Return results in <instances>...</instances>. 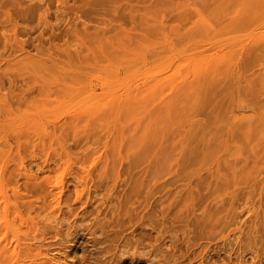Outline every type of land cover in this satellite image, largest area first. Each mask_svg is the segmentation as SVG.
Listing matches in <instances>:
<instances>
[{
    "label": "rangeland",
    "instance_id": "1",
    "mask_svg": "<svg viewBox=\"0 0 264 264\" xmlns=\"http://www.w3.org/2000/svg\"><path fill=\"white\" fill-rule=\"evenodd\" d=\"M21 1L46 11L28 19L29 35L18 34L32 43L24 59L0 68L12 90L0 89V117L9 111L0 155L12 148L16 157L26 120L27 173L40 167L64 193L51 215L32 197L29 216L43 238L27 239L32 254L19 263L162 264L146 245L159 237L180 264H264V0ZM2 21L0 13V43ZM39 32L42 43L34 41ZM22 97L27 107L16 119ZM76 189L82 200L73 202ZM114 226L122 235L114 237ZM147 228L149 240L139 234ZM11 244L9 232L0 240L4 255ZM125 250L152 256L122 260Z\"/></svg>",
    "mask_w": 264,
    "mask_h": 264
},
{
    "label": "bare ground",
    "instance_id": "2",
    "mask_svg": "<svg viewBox=\"0 0 264 264\" xmlns=\"http://www.w3.org/2000/svg\"><path fill=\"white\" fill-rule=\"evenodd\" d=\"M38 3V2H37ZM41 3V2H40ZM45 10L46 8H44L43 5H40V4H36V5H23L22 4V1L19 0V1H16L14 3V0H0V13H1V16L4 18V21L1 22V27L3 29V32H4V36L5 38L1 41V45H0V68L2 67V64H6L8 63L10 60L13 59V57L15 58H18V60H21V59H24V57H20L22 54H27L28 53V48L29 46H32V43L30 42L27 43V40H25L24 38L20 39L18 38L19 35H21V37H24V36H27L29 35V31L28 29L26 28V22L28 21V19H34V18H41V15L42 13H40V10ZM55 10V9H54ZM46 11V10H45ZM44 11V12H45ZM43 12V14H44ZM15 18L14 21H13V28L9 30V33L8 31L5 32V23H9L10 20L13 18ZM18 20L20 22H22L23 26L21 27V30H19L17 28V24H18ZM5 22V23H4ZM79 31L80 33H85L86 32V29H80V30H77ZM54 32V31H53ZM61 32V31H60ZM78 32V33H79ZM52 33V32H51ZM19 34V35H18ZM40 35H41V32L38 33V35L35 36L34 38V41H38L40 43H42V40L40 39ZM50 38V37H49ZM33 49L35 50V60L36 61H41L43 58H41V53H42V50H43V47L37 43L36 45H33ZM68 50H64L63 53L69 57V53L67 52ZM7 53V54H6ZM18 56V57H17ZM11 79V78H10ZM13 80H9L8 83H11ZM20 83V82H19ZM26 83L23 81L21 83V86L19 87L18 91H20V95L23 96L25 95V91H27V88H26ZM17 88V84H16V87ZM14 88V89H15ZM0 89L2 90H7L8 89V92L9 90L11 89L9 86L5 87L4 86V83H3V80L0 79ZM12 92V90H10ZM10 104V102H9ZM27 107L26 105V100L24 99V97H22L20 99V102H18V105H17V108H16V112H13L16 114V119L19 118V113L20 112H23V110ZM0 108H1V102H0ZM12 108V107H11ZM12 111V110H11ZM8 110L4 111L2 113V116L0 117V124L2 125V123L4 124V126H6L7 124L5 122L8 121ZM126 112V111H125ZM128 113V112H127ZM21 118V117H20ZM15 119V121H16ZM41 119V118H40ZM23 120V119H22ZM5 121V122H4ZM14 121V120H13ZM41 122V121H40ZM29 123V122H28ZM22 126H18L19 127V134H18V138H17V144H16V149H17V155L16 157L13 155H11V149H10V152L6 155H0V222H2V225L0 227V240L1 239H4V237H6V235L10 232V234L12 233L13 235V238H14V241H15V244L12 245L9 247V254H6L4 255L5 252H7L6 250V246H3L2 248L0 247V262L2 263L3 261H8L10 262V264H20L19 261L22 259H19L21 257L22 254H25L26 251H29L31 249V246L32 244H29V240L27 241V239H42L43 238V233H41L39 230H38V227L36 226V223L38 222L37 220H33V218H30L29 216V213L33 207L32 205V202L34 200H40L41 202L40 203H43V205L40 207V205L38 206L39 208H41V210H43L46 206V208L48 209L47 213L48 214H52L54 208H56L57 206H59V203H60V197L61 195L64 193V186L62 185H59L57 182L58 180H56V177L53 178L52 181H45L44 178L42 177V175H40V171H41V168L38 167L37 170L34 172V175L29 174L27 173L26 171V164H27V159H26V155L25 154V151H29L30 147L28 146V144H25L23 142L22 137H24L26 134H28V128L26 127L28 124L26 123V120H24L22 123ZM20 124V125H21ZM17 126V125H16ZM12 127V126H11ZM232 127V126H231ZM13 128V127H12ZM7 129V127H6ZM231 129V128H230ZM10 130V128L8 129ZM15 130V129H14ZM2 131V130H1ZM0 131V132H1ZM4 132L5 129H4ZM9 132V131H8ZM3 135V133H1ZM8 133H5V136L7 135ZM16 135V134H15ZM1 136V135H0ZM7 137V136H6ZM5 138V137H4ZM12 139V138H11ZM10 139V140H11ZM0 140H1V137H0ZM7 140V139H6ZM9 141V140H8ZM13 141V140H11ZM10 142V141H9ZM28 142V141H27ZM26 142V143H27ZM5 143V141H4ZM36 143V142H35ZM32 144L33 147H39L40 145L39 144ZM3 145V144H2ZM3 146H6L5 144ZM9 146V145H8ZM7 146V147H8ZM11 147V146H10ZM13 147V145H12ZM1 149V147H0ZM3 149V148H2ZM37 149V148H36ZM7 150V149H6ZM4 151V150H3ZM31 155V152L28 153V157ZM36 155V154H35ZM32 157V156H31ZM40 157V156H39ZM35 160V159H34ZM43 160V159H42ZM48 160V159H47ZM57 160V159H56ZM55 160V161H56ZM13 162V167H10L11 169H9L8 167V163L9 162ZM32 161V160H31ZM44 161H46L44 159ZM43 161V162H44ZM57 163V162H56ZM39 164V163H37ZM49 164V163H48ZM51 164V163H50ZM44 164H42V169L45 167H43ZM56 165V164H55ZM59 165V164H58ZM54 166V165H53ZM33 167V166H32ZM31 167V168H32ZM36 167V166H35ZM57 169V168H56ZM32 172V171H31ZM44 176V175H43ZM15 177H17L15 179ZM88 183V182H87ZM86 183V190H88V185ZM1 185H5L6 187H4V190L2 191V187ZM81 186V185H80ZM85 186V185H84ZM66 188V187H65ZM21 189V191H20ZM68 189V188H67ZM66 189V190H67ZM147 189V187H146ZM69 190V189H68ZM80 190H75V194H74V197H73V202H77V201H81L82 198H81V194H83L82 192H79ZM115 191V190H114ZM148 191V189L146 190ZM114 193V192H113ZM138 194V192H137ZM31 195V196H30ZM88 196V194H87ZM33 197V199H32ZM69 197V196H68ZM112 197V196H111ZM146 198V197H145ZM112 200V199H111ZM108 201V200H107ZM90 202V201H89ZM146 202V201H145ZM81 203V202H80ZM88 203V200L87 198H85L84 201H82V208L84 207H87V204ZM100 203V202H99ZM143 203V202H142ZM53 204V205H52ZM112 204V203H111ZM61 205V204H60ZM66 205V204H65ZM86 205V206H85ZM89 205V204H88ZM142 205V204H141ZM151 205V203H150ZM69 206H71V204H69ZM103 206V205H102ZM37 207V208H38ZM50 207L52 209H50ZM60 207V206H59ZM113 207V206H112ZM150 208V206H148ZM159 207V206H158ZM197 207V206H196ZM195 207V208H196ZM36 208V209H37ZM97 208V207H96ZM140 208V206H139ZM143 208H146V206H144ZM148 208V209H149ZM152 208H153V204H152ZM157 208V207H156ZM163 207H161L162 209ZM95 209V208H94ZM160 209V210H161ZM198 209V208H196ZM57 210V209H55ZM59 210V209H58ZM82 210V209H80ZM110 210V208H109ZM117 210V213L119 211V209H115V211ZM203 210V209H202ZM201 210V214L202 212H205V211H202ZM36 211V210H35ZM38 211V210H37ZM100 211V210H99ZM154 211V210H153ZM46 212V211H45ZM52 212V213H51ZM111 212V211H109ZM165 212V211H164ZM34 213V212H33ZM38 213V212H36ZM41 213V212H40ZM66 213V212H65ZM68 213V212H67ZM113 212H111L112 214ZM125 213V212H124ZM150 213L152 214V211H150ZM35 214V213H34ZM55 214V213H54ZM59 214V213H58ZM143 214V213H142ZM239 214V213H238ZM36 215V214H35ZM49 215V216H50ZM57 215V214H56ZM128 215V221L129 222H132L133 224L136 223L138 220L136 219V216L133 215V214H127ZM203 215V214H202ZM42 216V215H41ZM65 216V215H64ZM77 216V215H76ZM75 216V217H76ZM99 215L96 214L95 217H98ZM150 216V214L148 215ZM159 216V215H158ZM204 216V215H203ZM94 217V218H95ZM146 217V215H145ZM48 218V217H47ZM54 220L57 219V216L54 215ZM141 218H142V215H141ZM149 221V225L148 227L151 228V229H156L157 227H155V225H152L154 219L152 217H147ZM36 219V218H35ZM38 219H41L40 216ZM51 219V218H50ZM49 219V220H50ZM168 219V218H167ZM42 220V219H41ZM54 220H51V221H54ZM99 220V219H98ZM44 221V220H43ZM68 221V220H67ZM144 221H145V218H144ZM143 221V222H144ZM189 221V220H188ZM48 222V221H47ZM70 222V221H69ZM72 222V220H71ZM74 222V220H73ZM77 222V221H75ZM74 222V223H75ZM170 222V221H169ZM241 222V221H239ZM246 222V221H245ZM142 223V222H141ZM140 222L138 223V225L141 224ZM163 223V222H162ZM188 223V222H187ZM243 223V222H242ZM166 224V223H165ZM168 224V223H167ZM69 225V224H68ZM157 225V224H156ZM118 226V224H117ZM117 226H114V229H113V233H114V237H116V235L118 236L119 234L122 235V226H119V228L117 229ZM241 226V225H240ZM239 226V227H240ZM144 227V226H143ZM161 227V226H160ZM207 227V226H206ZM238 226H236L237 228ZM57 228V227H55ZM147 228L146 230H148L147 232L145 233H139L141 235L144 236V238H148L151 239L153 238L151 230ZM159 228V227H158ZM200 227H198L199 229ZM125 229V228H124ZM138 229V228H137ZM202 229V227H201ZM233 229V228H232ZM231 229V230H232ZM144 230V229H142ZM140 230V231H142ZM204 230V229H203ZM241 230V228L239 229ZM124 231V230H123ZM139 231V232H140ZM155 231V230H153ZM152 231V232H153ZM162 231V230H161ZM168 231V230H167ZM165 231V232H167ZM52 232V231H51ZM131 232V231H130ZM157 232V231H156ZM160 233V232H158ZM170 233V232H169ZM56 234V233H54ZM53 234V235H54ZM69 234V233H68ZM132 234V233H131ZM134 234V232H133ZM157 234V233H156ZM161 234V233H160ZM166 234V233H165ZM51 235V234H50ZM159 235V234H158ZM173 235V234H172ZM201 235V234H200ZM22 236V242L19 241V237ZM56 236V235H55ZM68 236V235H67ZM70 236V235H69ZM157 236V235H156ZM163 236H165L163 234ZM163 236H162V239H163ZM176 236V235H175ZM49 237V236H48ZM132 237V236H131ZM134 237V236H133ZM141 237V236H140ZM10 238L12 239L11 235H10ZM9 238V239H10ZM55 238V237H54ZM102 238V237H101ZM135 238V237H134ZM133 238V239H134ZM137 239V238H136ZM155 240V243H146V245H149L152 247V250H153V253H157L158 255H160L158 252H161V256L162 258L164 259V262H162V264H180L179 262L182 261L180 259L177 258H174L173 259V254L175 252V248L174 246L172 247L171 246V249H169L170 251H167L166 253L163 252V250L160 248V245L157 242V240H159V237H154L153 238ZM161 239V240H162ZM167 239V238H165ZM170 239V238H169ZM142 240H144L142 237H141V240H136V244H132L133 246H136V245H140V243L142 242ZM187 240V239H186ZM145 241V240H144ZM167 241V240H166ZM169 241V240H168ZM173 241V240H172ZM171 241V242H172ZM180 241V240H179ZM184 241V239H183ZM5 242V241H4ZM3 242V243H4ZM8 242V241H7ZM12 242V241H11ZM10 242V243H11ZM165 242V241H164ZM178 243V242H177ZM6 244V243H4ZM23 244V245H22ZM45 244V243H44ZM121 244V243H120ZM145 244V243H144ZM163 244V243H162ZM165 244V243H164ZM116 245V244H115ZM127 245V244H126ZM131 245V246H132ZM166 245V244H165ZM169 245V244H168ZM104 246V245H103ZM143 245L140 246V248L142 247ZM189 246V245H188ZM37 247V246H36ZM40 247V246H38ZM124 247V246H123ZM139 247V246H138ZM148 247V246H146ZM168 247V246H167ZM34 248V247H33ZM128 248V247H127ZM182 248V247H181ZM37 249V248H36ZM122 249V248H121ZM135 250V247L133 248ZM139 248H137L138 250ZM165 249H168V248H164ZM178 249V248H177ZM34 250V249H33ZM38 250V249H37ZM101 250V249H100ZM119 250V249H118ZM127 250V249H126ZM125 250V251H126ZM151 250V251H152ZM191 250V249H190ZM206 250V249H205ZM32 251V250H31ZM29 251V253L31 252ZM121 251V250H120ZM140 251V250H139ZM148 251V250H147ZM174 251V252H173ZM204 251V250H203ZM37 252V251H36ZM116 252V251H115ZM40 251L38 250V252L36 254H39ZM130 253V252H129ZM127 251L125 252V254H122L123 257H122V260L124 258H130L131 260H136V259H144L145 257L146 258H150L151 256H148V254H139V255H135L136 252H132L131 250V254H129ZM139 253V252H138ZM152 253V252H151ZM180 253V252H179ZM183 253V252H182ZM205 253V252H203ZM203 253L201 252L200 254L203 255ZM32 254V253H30ZM45 254V253H44ZM46 255V254H45ZM91 255V254H90ZM103 255V254H102ZM121 255V256H122ZM125 255V256H124ZM156 255V254H155ZM205 255H207L205 253ZM23 256V255H22ZM154 256V255H153ZM185 257L184 255H181L179 257ZM15 257V260H12L13 258ZM30 257V256H29ZM28 257L29 260H31L30 258ZM85 257V256H84ZM138 257V258H137ZM189 257V256H188ZM192 257H193V254H192ZM198 257L200 258V256L198 255ZM237 257V256H236ZM39 258V257H38ZM41 258V256H40ZM44 258V257H43ZM42 258V259H43ZM198 258V259H199ZM27 259V258H25ZM48 258H46L45 260H47ZM86 259V257L84 258ZM197 259V260H198ZM206 259V258H205ZM243 259V258H242ZM254 259V258H253ZM28 260V261H29ZM33 260V259H32ZM41 260V259H40ZM121 260V259H120ZM151 260V259H150ZM160 260H161V257H160ZM202 260V259H201ZM230 260V259H229ZM27 261V260H26ZM43 263L44 261L41 260ZM50 261V260H49ZM86 261V260H85ZM140 261V260H139ZM163 261V260H162ZM196 261V260H195ZM199 261V260H198ZM243 261V260H242ZM256 261V260H255ZM23 263H25L23 260H22ZM39 262V261H38ZM37 262V263H38ZM41 262V263H42ZM46 262V261H45ZM184 262V261H183ZM203 262V261H202ZM237 262V261H236ZM0 263V264H1ZM22 263V264H23ZM42 263V264H43ZM49 263V262H48ZM85 263V262H84ZM111 263V262H110ZM155 263V262H154ZM214 263V261H213ZM239 263V262H238ZM256 263V262H255ZM9 264V263H8ZM26 264V263H25ZM40 264V263H39ZM51 264V262L49 263ZM82 264V263H81ZM89 264V263H88ZM150 264V262H149ZM152 264V263H151ZM203 264V263H202ZM236 264V263H235ZM242 264V262H241Z\"/></svg>",
    "mask_w": 264,
    "mask_h": 264
}]
</instances>
